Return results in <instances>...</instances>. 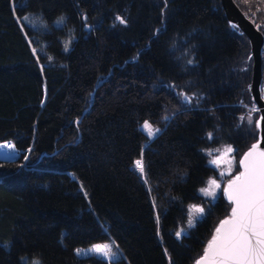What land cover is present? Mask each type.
<instances>
[{"label":"trees","instance_id":"obj_1","mask_svg":"<svg viewBox=\"0 0 264 264\" xmlns=\"http://www.w3.org/2000/svg\"><path fill=\"white\" fill-rule=\"evenodd\" d=\"M234 1L264 34V0ZM252 64L221 0H0V143L20 151L0 159V264H194L232 207L222 191L177 237L205 150L240 171L258 140ZM110 240L112 261L76 253Z\"/></svg>","mask_w":264,"mask_h":264},{"label":"snow or ice","instance_id":"obj_2","mask_svg":"<svg viewBox=\"0 0 264 264\" xmlns=\"http://www.w3.org/2000/svg\"><path fill=\"white\" fill-rule=\"evenodd\" d=\"M116 20L121 24L127 23L120 16H117ZM62 22L63 18L58 21ZM237 30L234 28V31ZM35 51L33 49L34 53ZM184 100L185 103H190L191 98L185 96ZM141 129L149 140L154 139L160 132V129L153 127L149 121H144ZM232 152L231 147L225 149V154ZM222 158L213 159L211 163L219 166ZM239 163L243 171L230 180L224 190V194L234 205L231 217L221 222L216 229V235L209 242L197 264H264V150H260L259 144L252 145L251 150ZM134 168L141 175L145 173L143 153L141 158L134 162ZM220 175L223 176L224 173L221 172ZM219 188L220 184L213 179L209 181L207 188L201 189V192L205 196L215 197ZM203 212V208L192 206L188 223L193 224L194 220L191 217ZM176 235L180 236L181 233L177 232ZM112 247L111 244H96L88 250L76 249V253L81 255L87 251L112 261L114 256ZM21 261L22 264H41L39 260L29 261L27 257H21Z\"/></svg>","mask_w":264,"mask_h":264},{"label":"water","instance_id":"obj_3","mask_svg":"<svg viewBox=\"0 0 264 264\" xmlns=\"http://www.w3.org/2000/svg\"><path fill=\"white\" fill-rule=\"evenodd\" d=\"M221 1L229 23L232 25H237L242 30V32L245 33V35L248 37L250 41L251 57L253 59L251 95L259 111L258 140L255 141L252 145L259 144L260 150H264V98L262 94V86L264 81V68H263L264 34L256 27L255 23L246 16V14L241 10V8L237 5V3L234 0H221ZM252 145L244 152L240 160H242L243 157L251 150ZM242 171L243 169L241 168L240 172ZM235 176H233L230 180L234 179ZM230 180L226 182L224 190L227 187V184ZM224 190H223V195L228 200L227 195L224 194ZM233 207L234 205L232 204L229 214L225 216L223 219H221L220 222L217 224L211 238L207 242L205 249L207 248L212 238L216 235V229L220 226L221 222L231 217V210ZM203 254L197 258L194 264H197V261L202 258Z\"/></svg>","mask_w":264,"mask_h":264},{"label":"rangeland","instance_id":"obj_4","mask_svg":"<svg viewBox=\"0 0 264 264\" xmlns=\"http://www.w3.org/2000/svg\"><path fill=\"white\" fill-rule=\"evenodd\" d=\"M6 143H11L13 146L11 145V146L8 147L6 154H0V159H14V158L18 157L20 155V151L16 148L14 143L13 142H6ZM228 147H231V146L229 144H221V145H218V146L207 148L205 150V152H206V154L208 156V164L211 167L215 168L217 170V172L215 174L211 175L207 179L205 184L202 185L199 188V190H198V193L201 196H203L204 201L191 202L189 204V206H188V218H187L186 226L180 228L177 231V232L181 233V235L177 236V237H181L183 234L187 233L189 228L193 227L198 222V220H200V219H202L204 217L208 207L210 206V203H214L218 199V197L220 196L222 191L224 190L226 182L228 180H230L233 176L237 175L241 171V170L240 171L239 170L236 171V159H235L234 152L229 153V154H225V149L228 148ZM218 157H223L221 159L220 163H219V166H217L216 164H212L211 161L213 159L218 158ZM229 162H231V163H229ZM221 172L224 173L223 176L220 175ZM213 179H215L220 184V188L216 190V196L215 197L205 196L204 193L201 192V189L207 188L209 181L213 180ZM192 206L203 208L204 212L202 214H197L195 216H192L191 218L194 220V223L190 225L188 223V220L190 218V212H191ZM181 230H183V231H181ZM96 244H111L113 246L112 247V253L114 254L113 259H116V258H118L121 255L120 250L118 249V247L116 246V244L112 240L104 241V242H100V243H96ZM96 244H91V245L85 246V247H79L78 249L88 250L93 245H96ZM89 254H93V255H97L99 257H102L99 254L91 253V252H87V251H86V254H81L80 256H85V255H89ZM102 258H104L107 261H109L105 257H102ZM28 260H29V258H28ZM33 260H37V259H33Z\"/></svg>","mask_w":264,"mask_h":264},{"label":"bare ground","instance_id":"obj_5","mask_svg":"<svg viewBox=\"0 0 264 264\" xmlns=\"http://www.w3.org/2000/svg\"><path fill=\"white\" fill-rule=\"evenodd\" d=\"M7 142H10V141H7ZM11 145H12L11 143H6V142L0 143V154H6L8 147Z\"/></svg>","mask_w":264,"mask_h":264},{"label":"built area","instance_id":"obj_6","mask_svg":"<svg viewBox=\"0 0 264 264\" xmlns=\"http://www.w3.org/2000/svg\"><path fill=\"white\" fill-rule=\"evenodd\" d=\"M262 94H263V98H264V83H263V86H262Z\"/></svg>","mask_w":264,"mask_h":264}]
</instances>
